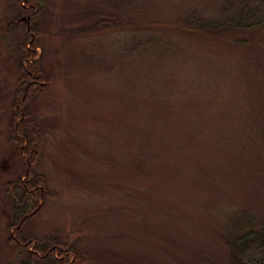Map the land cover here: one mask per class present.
I'll return each instance as SVG.
<instances>
[{"label": "rangeland", "instance_id": "374dc122", "mask_svg": "<svg viewBox=\"0 0 264 264\" xmlns=\"http://www.w3.org/2000/svg\"><path fill=\"white\" fill-rule=\"evenodd\" d=\"M216 4L0 0V264L36 246L64 264H227L232 215L264 223V22L181 27ZM28 171L41 198L16 223Z\"/></svg>", "mask_w": 264, "mask_h": 264}, {"label": "trees", "instance_id": "16d2710c", "mask_svg": "<svg viewBox=\"0 0 264 264\" xmlns=\"http://www.w3.org/2000/svg\"><path fill=\"white\" fill-rule=\"evenodd\" d=\"M35 1V0H34ZM33 0L28 2L34 3ZM119 3H126L127 0H118ZM137 1V0H136ZM215 13L206 15L198 6L195 8L187 7L184 12L182 28L187 30L204 32V33H225L247 30L256 26H260L264 22V0H215ZM130 2V1H128ZM40 6V4H39ZM39 8V7H38ZM119 24V19H100L99 25L102 24ZM33 44H35L33 42ZM34 45L32 48L25 50V58L35 57ZM28 67L21 63V69L24 77L32 79H40L34 63L28 62ZM37 82V81H36ZM261 113L264 115L263 99L260 104ZM17 144L22 146L23 139L15 138ZM22 153L26 156L28 162H35L37 159L36 149L32 146V140L28 141L26 146L21 148ZM42 175H36L28 171L24 181L21 182L22 197L14 207L15 221L21 218L26 219L28 215L34 214L38 210V200L41 198L42 190L38 187V183H43ZM255 216L240 210L234 213L230 219V226L227 234V245L230 252V258L227 264H264V223H256ZM15 224V223H14ZM10 227L12 225H9ZM11 236V240H12ZM50 247V246H49ZM48 247V248H49ZM46 248V247H45ZM40 248L36 246V250L42 252L44 258H33L31 254L25 264H64V260H59L49 248ZM37 253V252H36Z\"/></svg>", "mask_w": 264, "mask_h": 264}]
</instances>
